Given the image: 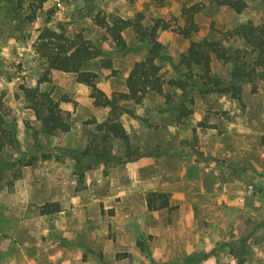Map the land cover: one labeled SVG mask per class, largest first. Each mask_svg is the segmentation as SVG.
<instances>
[{"label":"rangeland","instance_id":"1","mask_svg":"<svg viewBox=\"0 0 264 264\" xmlns=\"http://www.w3.org/2000/svg\"><path fill=\"white\" fill-rule=\"evenodd\" d=\"M242 13L220 0H0V264H264V66L241 83L240 98L206 92L197 69L182 64L192 41L252 49L230 35L249 21L264 26V0H243ZM198 4L200 31L185 39L182 9ZM35 20L30 18L34 16ZM164 20L158 60L163 95L150 92L136 117L120 120L132 151L143 156L119 164L126 148L109 144L115 159L77 174L75 153L99 141L98 124L111 117L96 107L77 75L52 71L36 52L43 29L82 36L106 56L85 69L111 97L126 92L127 77L148 49L135 32L123 33L121 51L98 26L112 15ZM212 75L232 80V64L213 56ZM39 88L59 103L70 131L49 136L25 97ZM97 140V141H96ZM149 192L169 195L171 208L149 211ZM62 211L41 215L46 203Z\"/></svg>","mask_w":264,"mask_h":264},{"label":"trees","instance_id":"2","mask_svg":"<svg viewBox=\"0 0 264 264\" xmlns=\"http://www.w3.org/2000/svg\"><path fill=\"white\" fill-rule=\"evenodd\" d=\"M47 1L39 0L37 8L42 7ZM152 1L159 6L166 2V0ZM220 4L232 8L239 14L246 7L243 0H220ZM201 10L202 7L198 4L184 7L181 16L185 24L175 31L183 38L191 39L200 31L195 16ZM33 15L31 20H35L36 10ZM146 21V15L141 12L129 19L112 15L97 20L98 26L107 32L110 40L121 51L127 48L123 33L129 29L135 32L138 41L148 49L147 57L137 61L130 71L126 81L127 91L114 93L111 97L98 88V75L85 69L88 63L106 56L90 41L82 36L71 39L64 31L52 28L43 29L39 36L36 52L45 61L46 66V72L40 83L49 82L52 71L76 74L78 82L91 87V97L95 106L109 109L111 114L108 120L97 126V131L100 133V138H97L99 141L96 140L97 142L92 146L75 153L76 169L80 179L85 177L82 170L83 161L89 163L86 169H91L98 163H110L115 159L109 147L112 140L121 141L126 148L124 159L119 160V164L134 162L143 156L139 151H132L129 134L120 118L123 115L136 117L132 106L141 105L148 93L156 92L163 95L164 80L161 73L162 68L158 64V60L162 58L163 46L158 41V34L160 30L171 29V25L161 19L156 20L152 25H147ZM230 35L235 40H242L252 49L251 58L244 57L241 49L226 48L217 41L204 38L191 42L181 62L188 68L198 70L206 92L230 94L233 98L239 99L242 90L241 83L250 80L257 67L264 66V26H258L249 21L238 25ZM213 56L219 61L232 64L231 82L225 83L222 79L212 75ZM24 92L45 134L54 136L59 132L70 131V123L64 116L59 103L52 98L50 93L43 92L39 88L25 89ZM6 144L4 138L0 137V151ZM146 202L149 211L171 208L169 195L166 193L149 192L146 195ZM40 211L41 215L49 216L60 213L62 206L60 202H50L43 205Z\"/></svg>","mask_w":264,"mask_h":264}]
</instances>
